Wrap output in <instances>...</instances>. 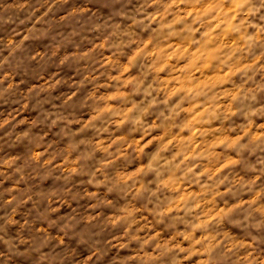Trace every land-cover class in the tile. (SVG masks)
Instances as JSON below:
<instances>
[{"label": "clouds", "instance_id": "9594fccd", "mask_svg": "<svg viewBox=\"0 0 264 264\" xmlns=\"http://www.w3.org/2000/svg\"><path fill=\"white\" fill-rule=\"evenodd\" d=\"M0 246L264 264V0H0Z\"/></svg>", "mask_w": 264, "mask_h": 264}, {"label": "rangeland", "instance_id": "374dc122", "mask_svg": "<svg viewBox=\"0 0 264 264\" xmlns=\"http://www.w3.org/2000/svg\"><path fill=\"white\" fill-rule=\"evenodd\" d=\"M20 150H22V149H20ZM0 247H2V246H0ZM17 264H29V261H28L26 258L21 257V258H19V260L17 261Z\"/></svg>", "mask_w": 264, "mask_h": 264}]
</instances>
